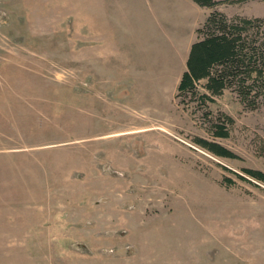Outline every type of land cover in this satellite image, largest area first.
<instances>
[{
    "label": "rangeland",
    "instance_id": "rangeland-1",
    "mask_svg": "<svg viewBox=\"0 0 264 264\" xmlns=\"http://www.w3.org/2000/svg\"><path fill=\"white\" fill-rule=\"evenodd\" d=\"M215 8L264 16V0H0V264H264V183L223 168L264 171V100L224 89L208 108L234 121L213 138L175 97Z\"/></svg>",
    "mask_w": 264,
    "mask_h": 264
},
{
    "label": "trees",
    "instance_id": "trees-1",
    "mask_svg": "<svg viewBox=\"0 0 264 264\" xmlns=\"http://www.w3.org/2000/svg\"><path fill=\"white\" fill-rule=\"evenodd\" d=\"M199 5L213 7L221 0H193ZM235 1V0H225ZM197 38L189 45L185 69L176 85L175 97L184 108L190 101L203 110L209 121L207 131L213 138L227 137L233 117L223 112L213 115L209 103L230 88L246 107H255L264 100V16H228L219 9L211 10L196 28ZM194 141L210 152L235 157L236 154L214 139L195 136ZM224 169L241 180L264 183V171L242 167L243 172ZM227 184L235 179L225 176Z\"/></svg>",
    "mask_w": 264,
    "mask_h": 264
},
{
    "label": "bare ground",
    "instance_id": "bare-ground-1",
    "mask_svg": "<svg viewBox=\"0 0 264 264\" xmlns=\"http://www.w3.org/2000/svg\"><path fill=\"white\" fill-rule=\"evenodd\" d=\"M155 109V108H154ZM141 116H140V120H146V119H151L153 116L154 117H157V116H159L158 114H156V112L155 111H153V112H149V111H144V110H142L141 111ZM152 115V116H151ZM154 119V118H153ZM154 126H152V127H149V128H153ZM156 128H161L160 126H155ZM137 130H140V129H137Z\"/></svg>",
    "mask_w": 264,
    "mask_h": 264
}]
</instances>
